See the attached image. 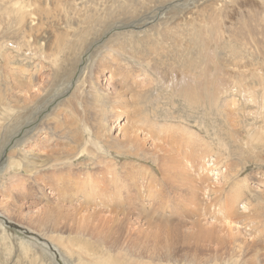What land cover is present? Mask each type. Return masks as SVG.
Listing matches in <instances>:
<instances>
[{
  "label": "rangeland",
  "instance_id": "1",
  "mask_svg": "<svg viewBox=\"0 0 264 264\" xmlns=\"http://www.w3.org/2000/svg\"><path fill=\"white\" fill-rule=\"evenodd\" d=\"M36 1L0 0V95L3 98L0 102L3 103L0 104V264H87L83 263L86 255L92 260L90 264H98V260L104 262V259L109 263L115 261L113 257L109 260L111 250L106 251L87 233L79 232L76 226L78 222L84 223L85 229L96 225V219L108 217L109 206H101L96 199L90 201L91 197L80 192L61 197L54 185L60 184L59 189L63 186L68 190V183L75 181L79 186L90 174L100 186L105 185L110 191L112 185L119 184L118 179L112 180L113 176L118 178L119 174L120 179L124 167L128 166L122 164L131 162L139 164L140 168L147 166L150 173L155 169L150 162L114 152L120 145L129 146L121 143L124 141L123 128L130 129L126 115L110 107L115 102L113 96L117 89H121L129 103L132 92L144 93V103L140 104L139 111L145 122L135 126L144 128L146 123L155 122L159 127H169L172 132L184 131L181 127L186 126L204 137L211 147L207 148L209 154L203 161L210 173L198 172L204 175L203 178L207 177L201 188L207 184L214 187L216 180L222 184L223 175L231 174L228 185L244 181L249 188L246 199L261 209L262 218L259 220H264V2L128 0L133 3L128 8L123 5L127 0H87L82 5L78 2L70 4L66 0ZM18 3L28 12V26L32 28L42 23L34 32L40 40L33 41V36L24 37L30 33L28 26L25 34L19 29L21 25L14 19L13 11ZM41 7L51 12L48 18L38 12ZM122 7L125 11L117 12ZM140 24L144 26L139 27ZM149 27L154 28L146 31ZM218 27L220 36L216 38ZM143 30L145 34H138ZM129 31L136 32L138 37L132 36L136 38L134 47L121 46L122 50L115 47L109 51L107 44L94 55L96 47H101L112 33ZM99 32L103 34L95 40L96 43L93 41L83 48V41ZM73 34L76 40L71 38ZM145 35L148 38L143 43L141 39ZM65 38L70 39V44H65ZM235 40L239 42L240 50L248 52L241 62L230 54V50L237 47ZM148 48L150 55L145 54ZM123 52L125 55L121 54ZM79 54L82 55L78 59ZM134 54L138 61L130 58ZM147 57L151 61L148 67L138 65L137 62L142 63ZM54 58H58V62L62 60L63 67L60 63L55 67L51 62ZM239 63V69L233 67ZM86 65L89 72L85 74L88 75L81 88L82 95L76 97L77 79ZM124 74L132 79L124 81ZM193 78V91L185 92L192 86ZM28 95H31L32 102L27 104L24 100ZM6 105L11 108L8 113L4 112L3 106ZM96 130L103 136L97 142L94 139ZM138 133L139 148L146 153L152 152L154 144L160 143L156 139L144 140L142 136L147 137L146 131ZM28 138L29 142L24 143ZM84 147L88 150L96 148L97 152L81 154ZM24 149L30 151L25 158L22 155ZM70 155H73L70 161H65L64 158ZM214 157L218 160L216 170L215 164H211ZM203 159L195 162L194 168L187 165L190 176L196 178ZM109 163L117 164L114 173L106 174L105 179L100 178L105 173L93 174L96 170L103 171ZM31 164L43 168L28 179L23 168L27 169ZM138 171L134 181L127 182L132 186L131 193L135 185H144L148 178L147 174L143 178L144 171ZM162 190L175 203L177 197L173 196V191ZM110 194L116 195L115 192ZM206 196H203L205 201L213 199V196ZM113 202L104 203L115 210H124L122 206H112ZM245 208L241 203L237 213L247 215ZM177 209L179 211L173 210L167 215L159 214L163 220H172L180 233L188 237L173 239L171 255H167L169 250L166 249L163 254L158 253L159 256L155 254L158 264H195L184 260V253L200 259L207 257L206 253H212L213 257L219 258L215 262L218 264H225L227 259L226 264H264V225L261 222L257 223L259 232L255 231L252 236L241 222L232 226L233 232L229 236L236 235L237 241L245 244L243 247L240 243L241 251L234 252L231 246L221 247L216 242L197 245L198 227L193 225L197 217L189 215L183 204ZM129 210V222L146 230L143 221L149 214L147 207ZM48 212L54 214L52 221L45 220ZM221 220L219 216H203L199 222L201 227L214 229V234L221 237L223 233L218 226ZM151 221L155 225L161 222L154 218ZM147 230L145 234L149 233ZM146 256L147 253L142 254L139 260L145 264L151 262ZM249 258L253 261L248 262ZM187 259L192 261L190 257Z\"/></svg>",
  "mask_w": 264,
  "mask_h": 264
},
{
  "label": "bare ground",
  "instance_id": "2",
  "mask_svg": "<svg viewBox=\"0 0 264 264\" xmlns=\"http://www.w3.org/2000/svg\"><path fill=\"white\" fill-rule=\"evenodd\" d=\"M86 1L87 0H66V2H68L70 4H74V2H78L81 5L84 4ZM179 1L180 0H176V1L174 0L175 3L179 2ZM259 1L264 2V0H259ZM36 2H38V1H36ZM113 4H115V3H113ZM132 4L133 3L129 2V1L123 2V5L124 6L126 5V7H128V8H130L129 6H131ZM147 4L148 3H146V5ZM69 7L71 8V6H69ZM174 8L177 9L178 7H176V5H175ZM44 9H42V7H41L38 12H40L42 15H44L45 18H48L47 15H49L51 12L44 11ZM74 9H73V11H74ZM119 9L120 10H117V12H120L122 10L125 11V7H122ZM25 10H24V7H22L21 4H19V3L17 4V6H15L13 8V11L15 13L14 19L16 20L18 25H21L19 29L23 30V34H25V32H26V28H27L26 26H28L27 21H29L28 20V12ZM48 10H50V9H48ZM4 12H6V11H4ZM111 13L112 12H110L108 14V16H110ZM3 15H5V14H3ZM33 19H35V18H33ZM160 19L161 18H158V20H160ZM41 24L42 23L39 22L36 24V26H34V27L32 26V28L30 26H28V28L30 29V33L28 35L27 34L24 35V37L27 38V37L33 36V41H36L37 39L40 40L39 35L34 34V32H37L38 28L39 29L41 28L40 27ZM143 26L144 25L140 24L139 27H143ZM153 28L154 27H149V29H146V31L147 30L150 31ZM219 28L220 27H218V29L215 30V37L216 38H219V36H220ZM146 31L139 32V33L137 32V33L142 35V34H145ZM20 32H21V30H20ZM135 33L133 31L119 32V33H115V34L112 33V35H110V38L107 39V41L105 43L103 42V45L101 47H96V51L94 52V55L100 48H102V49L105 48V46L107 44H109V47H107V48H109V51L115 47H117L119 50H122L121 46L127 47L129 45H133V47H134V44H135L134 40L136 38H132V36ZM102 34H103V32H99V33H94L93 35H91L88 38V40L83 41L84 45H86L85 47L83 45V48L90 46L91 43L93 41H95L96 39L100 38ZM148 36H149V34H148ZM135 37H137V35ZM146 37H147V35H145V38H142V39L140 37L139 38L144 43V42H146V40L148 38V37L147 38ZM71 38L73 40H76L75 34L71 35ZM64 41H65V44H70V39L65 38ZM234 42H236L237 47L232 48L230 50V54L234 58L240 59V62H241V60L245 57V55L248 52L245 53L246 51L243 52V50H240V46L238 45L239 42L237 40H235ZM37 43H39V42H37ZM95 43H96V41H95ZM2 44L4 45V43H2ZM225 46H227V45H225ZM229 46H228V50L230 49ZM153 47H154V45H153ZM15 48H17V47L15 46ZM196 50H199V49H196ZM118 52L120 54V51H118ZM149 53H150V48H148V50L145 51V54L150 55ZM121 54L125 55L124 52ZM195 54H198V51H196ZM81 55L82 54H79L78 59L81 57ZM143 56H144V54H143ZM92 57H90L89 60L92 59ZM130 58L133 59L134 61L139 60L135 54L131 55ZM117 60L118 59H116L114 61H117ZM51 62L55 67H58L59 63L62 64V60L60 62H58V58L52 59ZM150 62H151L150 58L147 57L146 61L144 59L142 61V63L141 62H137V63H138V65L144 64V66L148 67ZM117 65L115 64L114 66H117ZM62 67H63V64H62ZM233 67H237L239 69L240 63L237 65L235 64ZM88 68H89V66L86 65L84 68V71L82 73H80V75L78 76L77 83H79V85H77L78 86L77 87L78 95L76 97H80L82 95L81 88L83 87L85 77L88 75L87 74L85 76L87 71L89 72ZM237 68H236V70L234 69L235 72L238 70ZM123 69H125V67ZM111 74H112V76H114L113 73H111ZM193 74H194V71H193ZM245 74H247V73H245ZM261 74L262 73H260L258 75H261ZM118 76H119V74H118ZM123 77H124L123 78L124 81H129L132 79L127 74H124ZM214 77H215V75H214ZM261 78H263V77H261ZM194 82H195V80L193 78L192 86L189 89H186L185 92L193 91V89H194L193 86L195 85ZM184 83L186 86L187 83L186 82H184ZM219 83H218V85H219ZM213 84H214V82H213ZM204 85H205V83H204ZM236 85H237V83H236ZM208 86H210V85H208ZM212 88H213V86H212ZM217 88L219 89V88H221V86H219ZM212 90L210 89V91H212ZM195 91L197 92V90H195ZM113 97L116 99H115V102L113 104H111L110 107L112 109H116V110L118 109L119 111H122V113L126 115V122L130 124V129L123 128V130H125L123 135H122L124 137V141L121 143V144H128L129 146L123 147L120 145V147L114 152L123 153L124 157H126V158H137L138 160H141V161L150 162L151 164L155 165V169H153V172L150 173L147 170V166L140 168L139 164L135 165L134 163H131V162L122 164V165H128V166H127V168L123 166L124 171H123L122 175H120V177H121L120 179H119V174H118V178L113 176L112 180L118 179L119 184L112 185L110 191L108 189H106L105 185L100 186L98 183V180L92 179V177H90V174H87L85 182L80 184L79 186H76L75 181L73 183H68L69 184L68 190H65V188L63 186L61 187V189H59L58 186L60 184L55 183L56 184V185H54V186H56L55 190L58 191V194H60L61 197L65 196L71 192L72 193L80 192L86 197H91L90 201H93V199L94 200L96 199L98 201L97 203H99L101 206H109L108 207L109 209L107 211L108 217H105V218L101 217L98 220L96 219V222H97L96 225L89 227L88 229L87 228L85 229L84 223L78 222L76 226L79 227L78 228L79 232L87 233L88 236H90L91 238L96 240V242H98V244L101 245L106 251L111 250L112 256L110 258L109 257H107V258H109V260H111L113 257V259L115 261L113 262V260H112V262L114 264H145L139 260L141 255L145 254V253H147V256L149 254L148 257L146 256V258L151 260V262H149L147 264H158L157 262H155V260H156L154 258L155 254L158 255V253H161L163 251V249H166V250H169V251H166L167 255L168 256L171 255L170 249H171V244H173V239L176 240L177 236H183V237L187 236L186 234H182L183 232L180 233V230L175 225L172 224V220H166V219L163 220V216H160V215L161 214L167 215L168 213H173L174 212L173 210H176V211L178 210L177 208H178L179 204H183L185 211L189 215H193L194 217H197V219L193 222V225L195 227H198V233L196 234V239H195V243L197 245L200 246V244L203 245L204 242L210 241V243L216 242L217 245H222L221 247H224L223 245L231 246L230 248L232 251L240 252L242 249V246L244 247L245 244L240 242L242 244V246H241V244L237 241L236 235L234 237L229 236V234H231L233 232L232 226L235 225V223L237 224V223L241 222L240 223L241 225L248 227V229H246V231L250 234V236H252L255 231L259 232V230L257 229L258 228L257 227L258 222H261V224L264 225V220L263 219L259 220L260 218H262L261 209H259V208L257 209L256 206H253L255 203L252 204L251 201L246 199L247 192H249V188L247 189L246 185L243 183L244 181H239L238 183L228 185V183H229L228 180H229L230 176H232V175L228 174V173H225V174L223 173L224 175H223V183L222 184H220V181L216 180V178H215L216 181L213 182L214 187H212L210 184H207L206 187H204L205 185H203V188H201V185L204 184L205 181H207V177L203 178L204 175L202 176L198 172H200V170H201V172L206 171L207 173H210L209 169L206 167V163H203V161L206 159L205 156L207 154H209L208 153L209 150L207 148H211V147H209L208 143L206 142L207 140H205L204 137H200V135L198 133H196L195 131H192L190 128H187L186 126H182L181 128H183L184 131H180V132H177V131L172 132L169 127H164V126L159 127V126H157L159 124H156L155 122L146 123L144 128L137 127V126H135L136 124H143V122H145V119L142 117L141 112L139 111L140 104L144 103V100H143L144 93L143 92H137V91L132 92L131 96H130L132 101L130 103L124 99V93L121 91V89H119V90L117 89ZM30 98H31V95H28L27 98L24 100V102L27 104L31 103L32 101ZM120 98L124 99L125 101L124 102L121 101ZM2 100H3V98L0 95V102ZM77 101H80L79 98L77 99ZM8 102H7V104H8ZM0 104H3V103H0ZM3 107H4L5 113H8L11 111V108H9L8 105L3 106ZM177 127H179V126H177ZM171 128H173V127H171ZM153 130H154V133H153ZM139 131L140 132L146 131L145 135H147V137L142 136V138H144V140L156 139L157 141H160V143L158 145L154 144V150L152 152L146 153L142 149L139 148V136H140L138 133ZM95 132L96 133H94V139L97 142L100 139H102L103 136L98 135L99 132L97 130ZM87 133L90 134L89 131H87ZM29 140H30L29 138L26 139L24 141V143L29 142ZM208 141L211 142L210 140H208ZM38 142H39V140H38ZM104 143L107 146H109V143L107 141H104ZM100 148L101 147H98V150H100ZM24 151H25V149H24ZM28 152H30L29 149L26 150L24 154L22 153V155H24V158ZM95 152H97L96 148L92 149V150H88L87 147H84L83 150H81V154H86V155L93 154ZM215 154L217 156V153H215ZM72 157H73V155H70L69 157H66L64 159H65V161L69 162ZM203 157H204V159L201 160V162L199 164L200 169L196 171L197 172L196 178L193 176H190V174H189L190 172L188 171V169H186L187 165H189L191 168H194L195 162L202 159ZM228 158H230V157H228ZM222 159L223 158H221V161H222ZM185 161L187 163H185ZM217 161L218 160L216 158L213 161H211L212 162L211 164H213V163L215 164L214 170L217 169V167H216ZM32 165L33 164L30 165L31 167L28 166L27 169L23 168L24 172L27 174L28 179H31V177H34V175L43 168L42 166H39V165H35V167H34V165L33 166ZM116 169H117V164L109 163L108 166H105L103 171L96 170L93 174L95 176H98V174L105 173V175L100 177V178L105 179L106 174H112L116 171ZM139 169H141V171H144L143 178L146 176V174L148 175V178H147L146 183L144 185L142 184L144 182L142 178H141L142 179L141 182L143 181L141 183L142 185H135L136 184L135 183L134 184L135 190L133 193H131V189H132L131 187L132 186H130V183L127 184V182L134 181V179H135L134 175H135V173L140 172V171H138ZM224 172H225V170H224ZM233 175L235 176L236 174H233ZM95 178L97 179V177H95ZM135 181H137V180H135ZM162 189H164V190L165 189H171L173 191L171 193H173V196L176 195V197H177V199L175 200V203H173L170 200V197H168L165 193L163 194L164 191ZM110 192H115L116 195L111 196ZM206 193H207V196H206ZM169 194H170V192H169ZM203 196H206V197L213 196V199L211 198L212 200L209 199V201H205L203 199L204 198ZM111 197H113V198L110 199ZM87 201H89V200H86V202ZM109 201H110V203L112 201H114L112 206H114V205L115 206H122L123 207L122 209H124V210H115L114 208H110V204H107V203H109ZM104 202H107V203H104ZM144 202H146V204H144ZM241 203L245 204V207H246L245 209L247 210L246 211L247 215H242V213H237V208L239 207V205ZM251 204L253 207L251 206ZM145 207H147L148 211L146 210V212L149 214L145 218V221H143V222L147 226V227H145L146 230L150 229V230H147V232L149 231V233H146V234H145L146 230H144L142 228L143 226H135L133 223L129 222V219H128V216L131 215V211L129 210L130 208L142 210V209H145ZM182 211H184V210H182ZM159 213H161V214H159ZM169 215H172V214H169ZM181 215H183V214H181ZM52 216H54V214L51 212H48L47 216L45 217V220L46 221H52V219H51ZM185 216H187V215L185 214ZM203 216L205 218L207 216H212V217L219 216L222 218V220L220 221L221 223L218 224V226H220L219 228H221L220 232L223 233V235L220 233L221 237L219 235L214 234V229L206 230L200 226L199 221L201 220V218ZM153 218L161 220L160 224L155 225L153 223V221H151V219H153ZM180 223L181 222H178V225H180ZM154 228L156 230L152 231V229H154ZM115 235H116V238H114ZM141 235H144V236H141ZM191 235H193V233ZM225 235H226V238L224 237ZM257 236H255V237H257ZM186 239H185V241H186ZM252 239H254V237H252ZM183 240H184V238H183ZM188 240H189V238H188ZM164 252H165V250H164ZM185 252H187V251H185ZM140 253H142V254L140 255ZM162 254H163V252H162ZM206 255H207V257L200 259V258H197L195 255L191 256V255L184 253L183 259L187 260L188 262H194L195 264H196V262H197V264H207V263H210L211 261L212 262L214 261L213 262V264H214L219 259L217 256L213 257L212 253L211 254L206 253ZM215 255H217V252L215 253ZM188 257H190V259H192V261H189L187 259ZM83 259H84L83 263L87 262V264L88 263L90 264L92 261L88 255L84 256ZM227 261H228V259H227ZM227 261L225 262V264L227 263ZM251 261H253V259L249 258L248 262H251ZM113 263H109V261L107 259H104V262L102 260H98V264H113ZM93 264H95V263H93ZM215 264H218V263H215Z\"/></svg>",
  "mask_w": 264,
  "mask_h": 264
}]
</instances>
